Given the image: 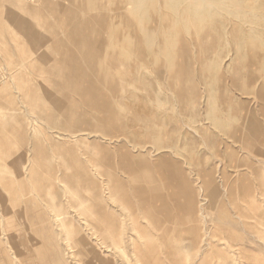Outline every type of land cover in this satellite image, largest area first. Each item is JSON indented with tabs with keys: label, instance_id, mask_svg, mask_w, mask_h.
<instances>
[{
	"label": "rangeland",
	"instance_id": "1",
	"mask_svg": "<svg viewBox=\"0 0 264 264\" xmlns=\"http://www.w3.org/2000/svg\"><path fill=\"white\" fill-rule=\"evenodd\" d=\"M77 1L0 0V264H264V0L196 6V19L181 0ZM97 2L131 3L156 37L170 15L176 49L117 77L110 56L125 51L105 34L126 16L89 20ZM79 18L97 44L70 87L35 57ZM111 83L135 106L149 97L162 133L129 127Z\"/></svg>",
	"mask_w": 264,
	"mask_h": 264
},
{
	"label": "bare ground",
	"instance_id": "2",
	"mask_svg": "<svg viewBox=\"0 0 264 264\" xmlns=\"http://www.w3.org/2000/svg\"><path fill=\"white\" fill-rule=\"evenodd\" d=\"M77 1V0H76ZM102 1V0H101ZM131 1V0H130ZM157 1V0H156ZM174 1V0H173ZM180 1V0H178ZM183 2H187V3H192L195 6L194 10H191L193 13V17L196 19L197 13L196 9H200V8H196V6H200L203 7L206 4L212 5L214 7L217 6L218 0H181ZM247 1V0H246ZM78 2V1H77ZM84 2V1H83ZM89 2V0H88ZM141 2H144L143 0H141ZM175 2V1H174ZM235 2V0H234ZM237 2V1H236ZM240 0H238L237 5L239 4ZM247 2H250V0H248ZM81 3V2H80ZM87 3V2H86ZM85 3V4H86ZM116 3V2H114ZM134 3V2H132ZM138 3V1H137ZM140 3V2H139ZM231 3H233V1L231 0ZM90 4V3H89ZM143 5V3H140V5ZM148 4V3H146ZM145 4V5H146ZM153 4V3H152ZM157 3L155 2V5ZM191 4V5H192ZM105 5V4H104ZM135 5V3H134ZM155 5H153V9H151V13H155L156 15H159V12L157 10V8L155 7ZM175 5V4H174ZM185 5V4H184ZM203 5V6H202ZM94 7L90 8L89 6L87 7V14L85 17H88V19L90 20L89 16L90 14H93V16H95V20H97L98 22H105L108 19L116 21L118 19V15H125L126 18H123V30L121 29V31H118V29L113 28L112 31L107 32L105 35H111L114 38V45L115 47L122 48L125 52H121V53H113L112 57L116 56V59H114L116 62H112L113 64H115V67L112 69V73L116 74L117 77L118 76H122V70H124V68L126 67L125 64L132 63L133 66H136V63H140V61H146V57L149 56L152 60V63L156 64L161 60V56H166V54L168 53L169 55L172 54L171 52H173V50L176 49L175 44L170 43L169 41H167V37H168V28L170 26H172V17L170 15H166V17L163 18V21H166V27L161 29L160 34H157L156 37V33L153 31V29H151V27L146 23V21H143V18L137 13V15L134 17V15H132V11L130 10L132 7V4L130 3L129 6L127 7H121L120 5H118L117 7H114V9L110 10L108 9L107 6H101L99 5V3L97 2L96 4L93 5ZM179 6V5H178ZM189 6V5H188ZM138 7H140L138 5ZM137 7V8H138ZM149 7V6H148ZM241 7V6H240ZM133 8V7H132ZM136 8V6L134 7ZM136 8L137 12L141 9V7L139 8V10ZM56 9V8H55ZM156 9V10H155ZM190 9V8H189ZM212 9V8H211ZM214 9V8H213ZM212 9V10H213ZM24 12H26L25 8L22 9ZM176 12V9L174 10ZM111 12V14L109 13ZM32 13V12H31ZM40 13V12H39ZM84 13V12H83ZM141 13V12H140ZM252 13V11H251ZM250 13V14H251ZM133 14H134V10H133ZM64 15V14H63ZM112 15V17L110 16ZM190 15V14H189ZM33 16L36 17V20L41 18L43 15H41V13L39 15L37 14H33ZM92 16V18H93ZM128 16V17H127ZM258 16V15H257ZM11 21L13 20V18H15V15H11L8 17ZM254 18V17H253ZM257 17H255L256 19ZM50 19V18H49ZM259 20V19H258ZM257 20V21H258ZM264 20V19H263ZM48 21V20H47ZM62 21V20H61ZM256 21V22H257ZM38 22V21H37ZM94 22V21H93ZM184 22V21H183ZM182 21H179L180 25H184L185 23H183ZM186 22V20H185ZM95 23V22H94ZM74 25L70 26V27H65L64 29H62V32H67V39L64 41L65 44H63L62 42L59 43L60 41H56L55 43L46 46L45 50L43 52H39L41 54H39V56L35 57L37 59V61L39 62H44L46 64H49L52 68V66L55 64L58 68L64 70L65 75L63 76V80H65L66 82H69L70 87L71 85H74L76 83H74L76 80L82 78V80L84 79L85 75H86V71H87V66L86 63L83 65H77V67H73V64H76L77 62V58L80 57V55L82 56V54L84 55L86 53V50L90 47L92 48V46H95V43L97 44V40L95 39L93 42L91 41L90 37L92 34V30H91V26H89V22L87 21V19L85 18H79V21H77L76 23H73ZM87 24V25H86ZM96 25V24H95ZM105 25V24H104ZM195 25L198 26H202L203 24L200 23L198 21V23H196ZM112 26V25H110ZM245 26V25H244ZM31 27V25H30ZM40 27V26H39ZM98 27V26H97ZM105 27V26H104ZM107 27V26H106ZM59 28V27H58ZM109 28V27H108ZM32 29V28H31ZM96 30V29H95ZM107 30V28H106ZM23 31V30H22ZM24 31H28V30H24ZM31 31V30H30ZM108 31V30H107ZM56 34H58L56 31H54ZM95 32V31H94ZM98 33V32H96ZM219 33V32H218ZM55 34V35H56ZM65 34V33H64ZM31 37L35 35L34 32L30 33ZM217 35V34H216ZM166 36V37H165ZM218 36V35H217ZM244 36V35H243ZM242 36V37H243ZM71 38L70 43L72 44V46L67 44L68 38ZM161 37V38H160ZM241 37V38H242ZM54 38V35H53ZM166 38V39H165ZM161 39H163L161 41V48L160 51H153V47L155 46V44H157V42H159ZM243 39V38H242ZM54 40V39H53ZM239 39L236 40V42H238ZM112 41V40H110ZM221 41V40H220ZM243 40H241L242 42ZM181 45H184L183 41H181ZM239 41V43H241ZM108 43V42H107ZM243 43V42H242ZM114 45H111L110 48H113ZM45 46V45H41L40 47ZM100 46V45H99ZM104 46V45H103ZM38 47V48H40ZM114 47V48H115ZM173 50H172V49ZM152 49V50H151ZM37 50V49H36ZM43 50V49H42ZM99 51V50H98ZM167 52V53H166ZM38 53V52H37ZM36 53V54H37ZM59 53L61 56H64V58H58L59 55L57 54ZM107 53V52H106ZM27 56V52L24 53ZM35 54V55H36ZM99 54V53H98ZM38 55V54H37ZM103 55V54H102ZM100 56V54H99ZM66 57V58H65ZM218 58V57H217ZM88 60V59H87ZM101 60V59H100ZM85 62V61H84ZM161 62V61H160ZM218 62V61H217ZM221 62V60H220ZM53 65H51V64ZM36 64V63H35ZM96 64V61H95ZM124 64V65H123ZM144 64V63H143ZM139 65V64H138ZM144 66V65H143ZM167 66V65H166ZM100 67V66H99ZM131 67V64H130ZM108 68V67H107ZM139 68V67H138ZM142 68V67H141ZM165 68V66H164ZM36 69V68H35ZM150 69V68H149ZM167 69V68H166ZM98 71L101 70L103 71V73L105 74V70H103L102 67H100L99 69H97ZM96 70V71H97ZM109 70H111L109 68ZM129 70V69H128ZM132 70V69H130ZM165 70V69H164ZM163 70V72H164ZM125 71V70H124ZM142 71V70H141ZM88 72V71H87ZM153 72V71H152ZM147 73V72H146ZM154 73V72H153ZM159 73H161V71L159 70ZM165 73V72H164ZM167 73V71H166ZM216 73V72H215ZM225 73V72H224ZM131 74V72H130ZM137 74V73H136ZM89 76V75H88ZM107 76V75H106ZM140 76V75H139ZM139 76L136 77V79H134L133 77V81L137 82L141 79L138 78ZM154 76V75H153ZM30 77V76H29ZM124 77V76H123ZM94 78V76H93ZM114 78V77H113ZM127 78V77H126ZM126 78L124 79V81L126 80ZM92 79V77H91ZM107 79V78H106ZM119 79V78H118ZM117 79V80H118ZM85 80V79H84ZM109 80V79H108ZM161 80V79H160ZM92 81V80H91ZM129 81L130 80H126ZM78 82V81H77ZM90 82V81H89ZM109 82V81H108ZM121 82V81H120ZM161 82V81H160ZM150 82L145 80L146 86L149 84ZM83 84V82H82ZM99 84V83H98ZM129 84V83H127ZM131 84V83H130ZM129 84V85H130ZM86 85V84H85ZM151 85V83H150ZM101 86V85H100ZM131 86V85H130ZM65 87V86H64ZM74 87V86H73ZM76 87V86H75ZM99 87V86H98ZM102 87V86H101ZM110 89H111V93L113 96H111V98L114 101H117L119 103H121L123 106L125 104L128 105V110H129V114H128V120H126V122H128L127 125H129V127L132 125L137 127L138 129H143L146 127V129L148 128H152L154 129V131L157 132H161V126L163 127V125H161L158 121L156 122V118H157V112L155 113L152 109H150V106L152 107V103H151V99H149V97L146 98H142L140 100V103L138 102V104L135 106L133 105L129 98L131 97V90H128V92L126 91V89L121 84H112L109 85ZM126 87V86H125ZM132 87V86H131ZM85 88V87H84ZM83 88V89H84ZM89 88V86H88ZM94 87H92L93 89ZM100 88V87H99ZM65 89V88H64ZM74 89V88H73ZM82 89V87L80 88V90ZM105 89V88H104ZM131 89V88H130ZM134 89V88H133ZM101 90V88H100ZM88 91V90H87ZM95 91V90H94ZM124 91V92H123ZM67 92V91H66ZM96 94V93H95ZM89 95V92H88ZM83 96V95H82ZM85 96V95H84ZM83 96V97H84ZM90 96H95V95H90ZM98 97V95H97ZM99 100V99H98ZM101 100V99H100ZM103 100V99H102ZM104 101V100H103ZM132 101V100H131ZM101 102V101H100ZM107 102V101H106ZM116 104V103H115ZM114 104V105H115ZM143 104H145V106L143 107ZM159 104V103H158ZM113 105V106H114ZM116 106V105H115ZM160 106V105H159ZM164 106V105H163ZM216 107V106H215ZM114 108V107H113ZM167 108V107H166ZM116 109V108H115ZM168 109V108H167ZM117 110V109H116ZM155 110V109H154ZM194 110V109H193ZM223 110V109H222ZM166 111V110H165ZM217 110H213L210 112V114H213V116H219V113L216 112ZM159 112V110H158ZM169 112V111H168ZM171 112V111H170ZM112 113V112H111ZM88 114V113H87ZM92 114V113H91ZM109 114V113H108ZM208 112V115H210ZM121 116V115H120ZM119 116V117H120ZM223 116V115H222ZM208 117V116H207ZM160 118V117H159ZM213 118V117H212ZM117 119V118H116ZM119 119V118H118ZM158 119V118H157ZM149 120H152V122H150ZM213 120V119H212ZM120 121V120H118ZM155 121V122H154ZM216 121V120H215ZM223 121V120H222ZM161 125H159V124ZM197 123V122H196ZM195 123V124H196ZM224 123V122H223ZM222 123V125H223ZM194 124V123H193ZM45 126V125H44ZM196 126V125H195ZM225 126V125H224ZM225 128V127H224ZM131 129V128H130ZM194 129V128H193ZM194 131V130H193ZM162 133V132H161ZM67 135V134H66ZM84 136V134H83ZM145 141V140H144ZM226 143V142H225ZM222 145V144H221ZM168 148V147H167ZM171 149V148H170ZM169 151V150H168ZM127 152V151H126ZM156 155V154H155ZM130 156V155H129ZM174 157V156H173ZM75 159V158H74ZM114 159V158H113ZM123 161V160H122ZM122 163V162H121ZM127 163V162H126ZM120 165V164H119ZM125 165V164H124ZM118 166V165H117ZM126 166V165H125ZM159 174V173H158ZM138 176V175H137ZM197 182V181H196ZM192 188V187H191ZM227 221V220H226ZM86 226V225H85ZM145 234V233H144Z\"/></svg>",
	"mask_w": 264,
	"mask_h": 264
},
{
	"label": "crops",
	"instance_id": "3",
	"mask_svg": "<svg viewBox=\"0 0 264 264\" xmlns=\"http://www.w3.org/2000/svg\"><path fill=\"white\" fill-rule=\"evenodd\" d=\"M252 149H253V147H252ZM255 149V148H254Z\"/></svg>",
	"mask_w": 264,
	"mask_h": 264
}]
</instances>
